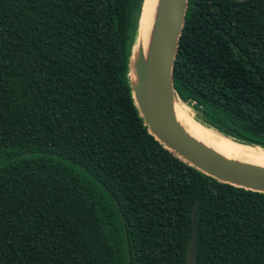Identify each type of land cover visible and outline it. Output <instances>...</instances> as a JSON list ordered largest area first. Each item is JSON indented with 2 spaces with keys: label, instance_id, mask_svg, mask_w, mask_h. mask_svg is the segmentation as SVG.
Here are the masks:
<instances>
[{
  "label": "trees",
  "instance_id": "trees-1",
  "mask_svg": "<svg viewBox=\"0 0 264 264\" xmlns=\"http://www.w3.org/2000/svg\"><path fill=\"white\" fill-rule=\"evenodd\" d=\"M217 2V4H213ZM143 0H0V264H264V193L159 144L129 61ZM194 119L264 151V0H188Z\"/></svg>",
  "mask_w": 264,
  "mask_h": 264
},
{
  "label": "water",
  "instance_id": "water-1",
  "mask_svg": "<svg viewBox=\"0 0 264 264\" xmlns=\"http://www.w3.org/2000/svg\"><path fill=\"white\" fill-rule=\"evenodd\" d=\"M187 3L160 0L147 59L139 46L140 12L128 72L134 104L149 134L174 156L218 182L264 193L263 168L223 158L191 138L175 119L174 106L181 101L174 90L173 67ZM194 254L191 243L187 264H194Z\"/></svg>",
  "mask_w": 264,
  "mask_h": 264
},
{
  "label": "bare ground",
  "instance_id": "bare-ground-1",
  "mask_svg": "<svg viewBox=\"0 0 264 264\" xmlns=\"http://www.w3.org/2000/svg\"><path fill=\"white\" fill-rule=\"evenodd\" d=\"M159 2L160 0H144L142 5L138 36L139 46L145 59L148 58L153 38ZM173 112L176 121L194 140L204 144L227 160H235L264 169V151L262 149L238 144L216 134L213 130L197 122L181 103L174 106Z\"/></svg>",
  "mask_w": 264,
  "mask_h": 264
},
{
  "label": "rangeland",
  "instance_id": "rangeland-1",
  "mask_svg": "<svg viewBox=\"0 0 264 264\" xmlns=\"http://www.w3.org/2000/svg\"><path fill=\"white\" fill-rule=\"evenodd\" d=\"M178 103H181V102H178ZM186 106L188 107V114H190L194 118V115H195L194 110L188 104H186Z\"/></svg>",
  "mask_w": 264,
  "mask_h": 264
},
{
  "label": "flooded vegetation",
  "instance_id": "flooded-vegetation-1",
  "mask_svg": "<svg viewBox=\"0 0 264 264\" xmlns=\"http://www.w3.org/2000/svg\"><path fill=\"white\" fill-rule=\"evenodd\" d=\"M213 4H217V2H214Z\"/></svg>",
  "mask_w": 264,
  "mask_h": 264
}]
</instances>
